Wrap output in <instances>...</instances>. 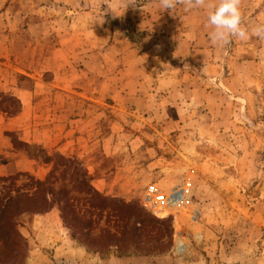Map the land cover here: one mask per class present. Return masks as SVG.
Instances as JSON below:
<instances>
[{"label":"rangeland","instance_id":"1","mask_svg":"<svg viewBox=\"0 0 264 264\" xmlns=\"http://www.w3.org/2000/svg\"><path fill=\"white\" fill-rule=\"evenodd\" d=\"M194 2L0 0V264H264V40L214 44L217 0ZM240 9L249 35L264 24V0ZM119 35L136 57L155 47L152 68L180 74L181 87L149 104L102 100L96 88L101 103L58 95L60 42L100 53ZM68 60L67 80L101 82L84 58ZM138 64L121 76L112 65L111 78L136 86ZM81 114L93 118L73 125L72 153L54 151L58 117ZM21 158L31 171L14 165Z\"/></svg>","mask_w":264,"mask_h":264},{"label":"crops","instance_id":"2","mask_svg":"<svg viewBox=\"0 0 264 264\" xmlns=\"http://www.w3.org/2000/svg\"><path fill=\"white\" fill-rule=\"evenodd\" d=\"M3 16L4 15L0 14V19ZM65 34L66 35H64V38L73 39L75 36H77L74 33L70 32H66ZM88 45L89 44L82 43L81 45H78V48L77 46L74 48V46H72L71 44L69 46V44L67 43V39H65L62 43L60 42L58 50L56 51V53H58V68L55 67L57 68L58 73V85H56V87L58 88V95H63L66 96V98H69V95L73 94L75 97H79L78 102H81L82 104H93L95 102L101 103L94 100L93 93L95 92H92L91 89L96 88L98 90L97 93L102 100L108 98L112 99L116 104L127 105L128 103H131V101L129 100L133 99L136 102H146L149 104V99H155L159 97L160 93H174L176 88L181 87L179 79L180 74H174V71L170 73L168 71L162 72L161 70H159L158 72L155 71V68H152L151 64L153 63L152 61H154L153 53L155 47H152L148 51L139 54V57H136L133 54L132 50H128L127 48L125 49L128 43L124 41L120 35L118 36V38L114 39L113 43H109L108 45L104 43L103 50H100V53H95V51L93 50V43L91 46ZM188 46L190 47L187 41L185 39H181V41L178 42L175 46L174 52L177 54V56H181L179 54L181 53L182 57L184 58L185 54L188 55L189 53ZM181 47L188 48L186 53L179 52L178 48ZM99 56L102 57L101 61ZM61 57L64 58L63 63L61 62ZM72 57L77 61H79L80 58L85 59V61L83 62L84 66L82 67L86 68V77L88 79L94 75L96 69L95 67H97L98 77H100V79L98 80H100L101 82H98L97 85L92 84L91 82H87L86 84L81 86L79 82H77V80H67V72L72 69V66L67 64L69 61L68 58ZM131 57L133 61H128ZM135 62L139 63L138 65H140L142 69V76L141 78H139L141 79V82H137V84H135L136 86L132 87L131 82L128 83L126 79H120L116 81L117 75H115V80L114 77L113 79L111 78L112 73L110 69L112 65H117L118 75L121 76L124 71H127L131 66H134L136 64ZM66 66L68 67V69L66 68ZM135 90L139 93H136ZM19 99H21L22 101L24 111L28 112L32 104V100L34 99L33 92L27 90L20 91ZM69 110L70 108L65 112L71 114L72 112L70 113ZM60 112H62V110ZM81 115L82 116L58 117V142H56L55 145L51 146L54 151H58V153L63 156H68L72 153L75 146L74 136L76 135V131L73 129V125H77L78 122H87L93 118L92 116H86V118H84L83 114ZM23 117L26 118V116ZM108 141L109 139H102V147L104 149V153L109 151L107 146ZM47 144L48 141H45L44 147H47ZM14 165L20 166L23 171H31V161L25 160L24 158H21L20 160L14 162ZM92 183L96 187L97 191H101L105 187H107L106 181L101 178L94 179ZM47 217L49 216H46V218H42L43 222H46V224L43 225V228H48ZM58 239H60L59 235ZM57 248L58 251L61 252L62 245L58 246ZM65 258H67V256H65ZM71 258L72 257H68L67 259H70V263H73L74 261Z\"/></svg>","mask_w":264,"mask_h":264},{"label":"clouds","instance_id":"3","mask_svg":"<svg viewBox=\"0 0 264 264\" xmlns=\"http://www.w3.org/2000/svg\"><path fill=\"white\" fill-rule=\"evenodd\" d=\"M164 10L176 8L177 0H159ZM205 6V0H195L189 3L188 8ZM207 25L211 29L210 40L218 45L224 46L230 43V37H238L241 40L250 39L255 36L264 40V24H258L249 31L242 26V13L240 0H217L215 4L207 5Z\"/></svg>","mask_w":264,"mask_h":264},{"label":"trees","instance_id":"4","mask_svg":"<svg viewBox=\"0 0 264 264\" xmlns=\"http://www.w3.org/2000/svg\"><path fill=\"white\" fill-rule=\"evenodd\" d=\"M138 1L141 5H143L144 3L150 1V0H136ZM69 163L73 164V161H68ZM42 184L40 182H37L34 184V189L31 191V193L28 195L27 199H32L35 195L38 194L39 192V187L41 186Z\"/></svg>","mask_w":264,"mask_h":264},{"label":"built area","instance_id":"5","mask_svg":"<svg viewBox=\"0 0 264 264\" xmlns=\"http://www.w3.org/2000/svg\"><path fill=\"white\" fill-rule=\"evenodd\" d=\"M171 199H173V198H171Z\"/></svg>","mask_w":264,"mask_h":264}]
</instances>
